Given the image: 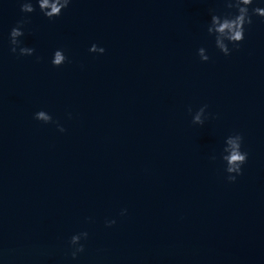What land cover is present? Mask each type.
<instances>
[{
  "label": "water",
  "instance_id": "95a60500",
  "mask_svg": "<svg viewBox=\"0 0 264 264\" xmlns=\"http://www.w3.org/2000/svg\"><path fill=\"white\" fill-rule=\"evenodd\" d=\"M20 2L0 0V264H264V18L224 56L205 27L223 0H73L52 20ZM25 15L36 53L19 57L9 33ZM233 132L249 156L230 182Z\"/></svg>",
  "mask_w": 264,
  "mask_h": 264
},
{
  "label": "clouds",
  "instance_id": "9594fccd",
  "mask_svg": "<svg viewBox=\"0 0 264 264\" xmlns=\"http://www.w3.org/2000/svg\"><path fill=\"white\" fill-rule=\"evenodd\" d=\"M73 0H21L20 11L24 14H30L39 7L42 13L49 20L62 15L63 11L70 7ZM224 10L217 12L210 11V19L207 21L206 33L213 42L215 48L224 56H230L234 50H238L241 43L246 38V33L253 24V18H264V0H223ZM30 18L25 15L16 21L9 33V43L11 52L19 57L33 56L36 53L35 47L27 46L22 37L25 36V28ZM90 53L104 54L106 49L97 43H92L88 49ZM197 55L201 62H208L210 55L206 46H200L197 49ZM39 59V57H37ZM68 61V56L63 48L54 50L50 63L54 67H60ZM208 105L201 106L193 113L192 107H188V112L192 114V123L203 125L211 115L206 111ZM71 117V113L68 114ZM34 119L45 124L55 123L60 132L66 129L59 121H54L53 116L47 110L41 109L34 113ZM244 136L241 132H233L224 138L219 158L223 163L224 172L227 174V180L235 182L237 177L242 175L243 166L247 163L249 153L243 147ZM210 159L216 160L217 156L213 154ZM127 213V209H122L120 215ZM87 219L91 220V217ZM116 220L105 219L106 226L111 227ZM89 238V232L82 230L71 235L68 241L70 256L73 260L85 250V243Z\"/></svg>",
  "mask_w": 264,
  "mask_h": 264
}]
</instances>
